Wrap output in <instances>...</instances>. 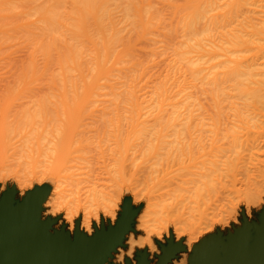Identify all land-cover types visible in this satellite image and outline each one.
Returning a JSON list of instances; mask_svg holds the SVG:
<instances>
[{"label": "bare ground", "instance_id": "bare-ground-1", "mask_svg": "<svg viewBox=\"0 0 264 264\" xmlns=\"http://www.w3.org/2000/svg\"><path fill=\"white\" fill-rule=\"evenodd\" d=\"M6 177L50 185L47 212L70 231L81 213L87 234L124 190L144 198L134 243L173 225L189 247L238 202L249 216L264 196V0H0Z\"/></svg>", "mask_w": 264, "mask_h": 264}, {"label": "water", "instance_id": "water-1", "mask_svg": "<svg viewBox=\"0 0 264 264\" xmlns=\"http://www.w3.org/2000/svg\"><path fill=\"white\" fill-rule=\"evenodd\" d=\"M37 204L12 206L9 198L0 202V260L4 264H104L129 229L130 217L123 214L108 231L102 227L86 237L76 229L71 240L63 230L48 232L50 221L39 220ZM181 249L180 242L169 240L156 264H167ZM137 261L147 264L144 254ZM126 264L131 263L126 260ZM189 264H264V219L260 225L244 219L243 226L226 240L220 234L208 235L194 246Z\"/></svg>", "mask_w": 264, "mask_h": 264}, {"label": "rangeland", "instance_id": "rangeland-1", "mask_svg": "<svg viewBox=\"0 0 264 264\" xmlns=\"http://www.w3.org/2000/svg\"><path fill=\"white\" fill-rule=\"evenodd\" d=\"M10 149L11 148L5 149L4 154H5L6 150H7L6 154H7V152H9L8 154H11L12 151ZM13 153H15V154H13ZM13 153L11 156L10 155H8V156L4 155L6 157V159L9 158V160H7L8 162H6V164L12 168L18 167V163H20V161H21V158L19 157V152L15 150V152H13ZM12 156H13V159H10V158H12ZM15 159H18V160L13 161L11 163V161L15 160ZM15 162H16V164H15ZM128 171H129V173H128ZM131 172H132L131 170L127 169L126 177H129L131 175ZM136 173H138V174L140 173L139 174L140 176ZM134 174L132 176L134 179V180H132V182L135 181V179H136L135 182H137V183L138 182L140 183V181L144 182V179H143L144 175L142 174L143 176L141 178V172H135ZM136 175L139 178L136 177ZM134 176H135V178H134ZM19 189L20 188H19V186H17V183H15V180H13L11 177H6L5 180H0V202L2 201L3 198H9L11 200L12 206H17L18 204H20L22 202H28L29 204L30 203L33 204L34 202H37L38 203L37 205L39 207V209H38L39 210V213H38L39 220L41 222H46L48 220L50 221V225L48 227V232L50 234H54L55 232L63 230L64 232L68 233L71 240L74 237V232L76 229H78V231L81 232L84 236L92 237L96 233V231L101 230L102 227H103V230H105V231H108L110 227H114L116 225L117 221L120 219V217L123 214H125L127 216V218L130 217L129 229L124 233L123 238L121 240V244L117 245L115 247V250L110 252V255H108L107 260L105 261L104 264H113L115 256L120 253L121 249H123V252L125 254L127 253L128 247H129L127 241H128V237L130 234L134 238H139L141 236H144V233L141 232V230L137 229L136 225H137L138 214H140L142 212V210L144 208V201L145 200H144V198H141L139 201L137 200V202L132 201L134 199H133L132 192H130V191L124 190L122 195L120 196L119 201L117 202L118 204L116 205L117 208H115L116 217H115L114 221H111L109 218L104 217L101 213L99 214V223L98 224L96 223L95 220L91 221L93 234L91 236H89L87 233H85L84 231H82L80 229V222H81L80 220L82 217L81 213H78L74 217L73 229L70 231V230H68V223L63 218V215H64L63 210L56 212L54 215L47 212V210H50V207L45 206L44 203L47 201V199L49 197V192L51 191L50 185L44 184V183L43 184L34 183L31 188L25 189L22 193H21V190H19ZM20 193H21V195H20ZM35 200H37V201H35ZM261 200L263 201V203L261 201V203H259L258 205L255 204V205H251L249 207V209H248L249 210V216L247 215V208H246V205L244 204V202H238V204L235 205L236 208L233 207L237 212H235V211L229 212V214L231 213L232 215H230V216L228 215L229 217H228V220L225 224H222V223L213 224L212 230L210 232H206V233L202 234L201 237H199L195 242H192L189 247H188V245L185 244V242L188 238L187 233L182 234L178 239H176L175 238L176 236H174V234H175L174 233V226L170 225V226H168L166 234L163 233L162 240L157 239L155 237L152 238L154 241V244L156 245L158 250L156 249V251H153L151 253L150 251H148L149 249L147 246H144V248H142V249L137 247L134 251V255H133L132 260H130L127 256H125L124 264H126V260L130 261L131 264H138L137 259L140 257L141 254L145 255V259H146L147 264H156V262L158 261V256L162 254L163 248L167 247L169 240L171 241L172 244L180 242L183 246V249L176 252L167 264H178L182 261V259L185 260V264H189V256L192 254L194 246L200 242L199 240L206 238L208 235L220 234V236L224 240H226V237L229 234H235L236 230L243 226L244 219H247V222H249V223H254V224L260 225L262 222V219H264V196H262ZM238 207H239V209H238ZM231 208L232 207H230V208L228 207L227 210L230 211ZM229 218H230V220H229ZM232 218L233 219L235 218V219L233 220ZM193 219H196V218H193ZM252 234H253V230H252ZM135 236H138V237H135ZM0 264H4V263L0 260Z\"/></svg>", "mask_w": 264, "mask_h": 264}, {"label": "clouds", "instance_id": "clouds-1", "mask_svg": "<svg viewBox=\"0 0 264 264\" xmlns=\"http://www.w3.org/2000/svg\"><path fill=\"white\" fill-rule=\"evenodd\" d=\"M58 214V213H57ZM97 223H99V221H97ZM139 229H141L143 232L144 230L142 228H140L139 226H137ZM93 234L92 230H91V226L89 227L88 229V235L91 236ZM153 236V235H152ZM151 236V237H152ZM151 237H150V243L149 242H146V243H134L135 241H137L138 239H143V236L139 237V238H133L132 236H130L128 238V251L127 253L125 254L123 252V249H121L120 253L118 255L115 256V259L113 261V264H124V258L125 256H127L130 260H132L133 258V255H134V251L137 247L139 248H144L145 245L148 246L149 250L151 251L152 249H157L156 245L153 243V241L151 240ZM162 239V234L161 236L159 237ZM158 250V249H157Z\"/></svg>", "mask_w": 264, "mask_h": 264}]
</instances>
